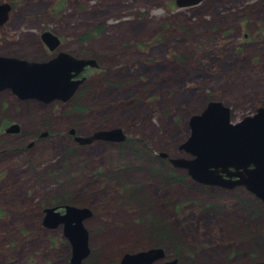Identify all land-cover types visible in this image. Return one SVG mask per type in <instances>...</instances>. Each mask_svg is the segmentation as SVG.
<instances>
[{
    "label": "rangeland",
    "instance_id": "rangeland-1",
    "mask_svg": "<svg viewBox=\"0 0 264 264\" xmlns=\"http://www.w3.org/2000/svg\"><path fill=\"white\" fill-rule=\"evenodd\" d=\"M0 1L13 5L4 27L15 44L4 51L43 60L39 35L47 30L59 38L57 50L97 64L64 102L43 105L0 92V132L13 120L21 129L0 133V264H68L61 225L41 224L43 208L64 204L91 211L83 220L89 252L81 264H111L124 249L145 246L141 238L155 222L167 236L163 259L153 264L264 261L261 199L249 194L243 204V188L202 187L183 168H172L185 177L180 182H162L145 172L153 161L131 151L141 141L150 156L190 158L178 146L189 116L208 101L227 107L231 122L264 109V0H201L183 8L173 0ZM113 128L125 144L78 145L68 134ZM35 130L47 136L26 154L21 147ZM66 145L76 157L63 160ZM250 211L260 213L249 218Z\"/></svg>",
    "mask_w": 264,
    "mask_h": 264
},
{
    "label": "water",
    "instance_id": "water-1",
    "mask_svg": "<svg viewBox=\"0 0 264 264\" xmlns=\"http://www.w3.org/2000/svg\"><path fill=\"white\" fill-rule=\"evenodd\" d=\"M199 1L173 0V3L183 8ZM6 10L7 4L1 3L0 22L5 19ZM40 40L49 51L59 44L58 37L47 30L40 33ZM85 67L96 68L97 64L92 58L75 57L64 51L40 62L0 56V90L8 89L19 99L32 98L44 103L54 99L66 101L84 80L80 74ZM187 125L188 135L178 150L191 157L169 158L172 167L185 169L200 184L226 188L243 185L264 205V109L257 108L252 115L231 122L227 107L219 101H208L199 113L189 116ZM17 131L16 124L5 128L7 133ZM124 136L119 128H113L93 132L89 137L74 136V141L78 144H88L92 139L121 141ZM43 213V226L61 225L70 246L68 264H81L89 252L83 220L91 216L90 209L67 204L61 212L49 206L43 208ZM161 259V247H148L122 253L116 264H153ZM157 264H177V260L172 258ZM252 264H264V261Z\"/></svg>",
    "mask_w": 264,
    "mask_h": 264
},
{
    "label": "flooded vegetation",
    "instance_id": "flooded-vegetation-1",
    "mask_svg": "<svg viewBox=\"0 0 264 264\" xmlns=\"http://www.w3.org/2000/svg\"><path fill=\"white\" fill-rule=\"evenodd\" d=\"M1 3H5V4H7V10H6V13H5V19L2 21V22H0V32H1V37H0V39H1V41L2 40H4V41H0V56L1 57H12V58H17V59H20V60H27V61H37V62H40V61H45V60H48L49 58H51V57H53L59 50H57V48H55V49H53L52 51H49L47 48H46V46L43 44V43H41L42 44V46L45 48V52H46V54H47V57L45 58V59H43V60H30V59H27V58H25L24 56H18L17 54H9L8 52H6V51H4L3 49H2V47L4 46V45H12V46H14V44H15V42L13 41L14 40V38H10V39H8V32H6V29H5V24H6V22L7 21H9V14H10V12H11V10L13 9V5L11 4V3H9V2H6V1H0V4ZM39 38H40V35H39ZM59 39V38H58ZM7 40V41H6ZM41 41V40H40ZM42 42V41H41ZM60 42V41H59ZM86 68H90V67H85L84 68V70L86 69ZM84 70H83V72H84ZM81 73L80 74V76H83L84 77V73ZM82 83V82H81ZM80 83V84H81ZM79 84V85H80ZM78 85V87H80ZM78 87L76 88V90L78 89ZM75 90V91H76ZM3 91H6V92H9L11 95V97H14V98H16L17 100H19V101H28V100H33V101H37V102H39V103H41V104H43V105H47V104H51V103H53V102H64V101H61V100H57V99H54V100H51V101H49V102H46V103H44V102H41V101H38V100H36V99H32V98H26V99H19V98H17L15 95H13L11 92H10V90H8V89H1L0 90V92H3ZM74 91V92H75ZM11 124H16L17 125V129H18V131L17 132H15V133H12V134H19L21 131V129H20V125L18 124V123H16L14 120L13 121H7L5 124H4V126L2 127V129H1V134H11V133H7V132H5V128H7L9 125H11ZM71 131H72V129H71ZM74 132V131H73ZM68 134L70 135V136H72V139H73V143L75 142V143H77L76 141H74V135L72 134V133H70V130L68 131ZM30 135H31V139H30V141L27 143V144H25L23 147H21V150H25L26 151V154H28L29 153V151L31 152V150H32V148L35 146V145H38L37 143H39V141L41 140V139H43L44 137H46L47 136V133H46V131H40V132H38L37 130H35L34 132H31L30 133ZM18 136V135H17ZM78 144V143H77ZM78 145H80V144H78ZM136 148H138V149H140V152H142V150H143V152H144V150H146L145 148H144V145H143V143L140 141V143H138L137 144V146H136ZM69 150H72L76 155H77V149L73 146H70V147H68L67 145L66 146H64L63 147V151H69ZM148 151V150H147ZM148 156L151 158V160L153 161V163H156V161H155V159H158L159 157H160V159H162L163 161H165L166 163H168V165L170 166V167H172V165L169 163V158L168 157H161V156H150L149 155V153H148ZM158 157V158H157ZM172 168H174V167H172ZM230 170V169H229ZM224 175L225 174H222V176L224 177ZM202 185V187H206V186H214V187H216V188H219V189H223V190H225V189H231V190H235V189H240V188H243V191H241L240 192V195H239V198H238V200L240 201V202H242L243 204H244V202L246 203V202H249L248 200H246L247 198H249V199H251L252 197H250V195L249 194H252L254 197H255V195L253 194V193H251V192H249V191H247V189L243 186V185H235V186H232L231 188H226V187H222V186H217V185H204V184H201ZM245 191V192H244ZM243 196V197H242ZM252 200V199H251ZM64 205H67V204H64ZM64 205H59V206H55L56 207V209L59 211V212H61V211H63V206ZM75 206H77V205H75ZM43 210V209H42ZM249 214H250V217L249 218H251L252 217V215L251 214H253V217H254V211H250L249 212ZM151 247H153V246H151ZM146 248H148V247H146ZM142 249H145V248H142ZM163 249V248H162ZM163 256H164V250H163Z\"/></svg>",
    "mask_w": 264,
    "mask_h": 264
},
{
    "label": "trees",
    "instance_id": "trees-1",
    "mask_svg": "<svg viewBox=\"0 0 264 264\" xmlns=\"http://www.w3.org/2000/svg\"><path fill=\"white\" fill-rule=\"evenodd\" d=\"M138 143H140V142L137 141V142H135V144L132 145L131 151L133 152V154L137 158H139L142 162L151 160V158L148 156V152L146 150H144V152H140V149L136 148ZM123 144H125V142H123ZM122 150L123 149H121V151ZM72 156L76 157L77 155L72 150H69V151L63 152L62 158H63V160H67L68 158H70ZM153 164L155 166L153 168H151L150 170L145 168V172L148 173L150 176H152L155 179H158L162 182H166V181L167 182H171V181L180 182L183 178H185V177L176 176L172 172V167H170L168 165V163H166L163 160H160L159 162H156ZM112 171H113L112 169H109V172H112ZM133 190L137 192V189L135 190L133 188ZM132 194H133V192H132ZM65 201H63V203H65ZM258 213H260V212L254 211V218H256L258 216ZM251 215L253 218V214H251ZM166 236H167V231L165 228L162 227L161 223H157V222L152 223L149 232L145 235V238H141L140 243H143L146 245L142 246L141 244H139L137 247H134V249L132 251L141 250L143 247L146 248V247H151V246H153V247L162 246V242H163L162 240L164 238H166ZM256 239H258V238L256 237ZM146 241H147V243H146ZM173 247H174V249H181L182 248L181 243L173 245ZM128 251H131V250L124 249L123 253L128 252ZM175 256L178 257L177 255H175ZM116 262L117 261H114L111 264H116Z\"/></svg>",
    "mask_w": 264,
    "mask_h": 264
},
{
    "label": "bare ground",
    "instance_id": "bare-ground-1",
    "mask_svg": "<svg viewBox=\"0 0 264 264\" xmlns=\"http://www.w3.org/2000/svg\"><path fill=\"white\" fill-rule=\"evenodd\" d=\"M199 2H200V1H199ZM199 2H198L197 4H199ZM195 5H196V4H195ZM192 6H194V5H192ZM120 142L123 143V142H125V141H124V140H121Z\"/></svg>",
    "mask_w": 264,
    "mask_h": 264
}]
</instances>
